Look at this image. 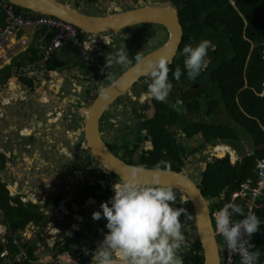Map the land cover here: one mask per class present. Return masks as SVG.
<instances>
[{
    "label": "flooded vegetation",
    "instance_id": "flooded-vegetation-1",
    "mask_svg": "<svg viewBox=\"0 0 264 264\" xmlns=\"http://www.w3.org/2000/svg\"><path fill=\"white\" fill-rule=\"evenodd\" d=\"M61 1L68 2L80 12L93 16L115 13L119 9H131L135 5L141 6L139 0ZM142 1L146 5H156L160 8L171 7L174 10L181 26L182 38L168 64L170 65L176 57H183L181 51L186 45V34L183 23L189 21L194 12L190 7V0ZM106 35L108 36V41L104 42V36ZM188 36L190 41H193V45L200 41L199 38H194L193 34H189ZM96 37V40L103 41V45L109 46L110 50L100 51L98 48L91 50L85 60L75 56L74 60H77L78 63L72 61L73 64L67 68L65 78L59 86V92L73 97V100L76 102L74 104L75 110L68 112V115L64 114L58 117L56 121L60 125L55 130L49 133H33L27 137L30 140H36L38 144L35 145L32 142H27L24 145L21 141V151H29L26 152L29 159L30 153L34 149L38 154L37 158H34L31 163L24 162L22 158L24 156L21 155V203L24 207L32 206L40 217L36 220L28 221L24 228L21 229V232H24L25 228L31 229L34 233L40 230L58 228L59 232L54 231L55 235L52 236L53 246L50 247L54 258L52 263L56 261L57 264L62 263L58 259V256H56L60 252L55 250V246L59 241L63 240L64 235L73 238V241L69 243V251L72 252V258L76 259L75 264H80V262L81 264H91L90 254L96 250L99 242L103 239V236L100 234L107 232V229L104 227L106 220L102 218L101 220L93 221L92 213L99 211L100 204L107 202L114 195L112 185L121 181L116 173L106 170L91 154L87 138L81 129L84 125V111L81 109L82 112H79L78 107H82V103H90L95 98L97 90L99 88L103 89L117 76H114L113 70L120 69V72H118L120 74L131 62H135V55L142 56L163 46L170 38V31L164 25L150 22L148 24H137L115 33L98 34ZM210 45L212 47L208 50V58L210 50L214 48L213 43H210ZM112 48L116 51H123L126 56L129 55L127 66L123 67L114 61H110L109 65L107 64V55L111 52ZM208 58L206 56L205 60L208 61ZM25 60L28 59L22 60L21 64ZM16 66H14V69ZM20 75L17 74L18 77ZM147 82H149L148 75L142 76L123 93L119 94L98 118L97 130L103 145L125 163L146 167V162L154 158L155 165L158 167L160 164L166 163L169 157L166 150H163L162 156L159 154L158 149L154 148L147 129L142 125L152 115V98L147 93ZM27 86L30 87L31 85L27 84ZM197 86L198 82H190L183 86L173 85L166 102L172 108V104H177L176 101L179 100L181 103L178 106L181 107L182 105L181 108H184L181 95L186 96L187 93L188 95H194L195 91L193 89ZM40 103L41 100L34 102V104L38 105ZM174 110L176 111L177 109ZM171 131L176 139L177 134L175 136L174 133L179 131V129H172ZM213 148L216 147L212 144H205V150L211 151L208 159L210 161L218 149L216 148L213 151ZM243 154L246 155L248 153ZM155 156H158L159 159L158 157L155 158ZM195 157L199 159V162L196 161L195 163H200L207 156L203 155L200 151L195 152ZM201 157L204 158L201 159ZM199 182L195 183L199 185ZM225 191L230 192L231 190ZM225 191L224 199L226 195ZM175 193L177 195V202L174 206L186 209L187 213L191 215V204L186 197L187 195L182 193V191H180V194L176 191ZM209 209L211 215H213L214 212L211 211V204H209ZM180 219L182 220V231L185 234L186 222L188 220L189 223L191 222V216L189 218L182 214ZM61 231L66 234L61 233ZM77 233L83 236L75 240ZM99 236L102 238H99ZM185 236L187 240L185 252L181 253L184 264H198L193 247V242L198 240L194 238L193 231L192 236ZM217 237L220 236L218 235ZM21 238L22 241L31 243L24 240L22 233ZM39 240L38 247H41L43 244L46 246L45 242L42 243ZM67 257L68 255H66Z\"/></svg>",
    "mask_w": 264,
    "mask_h": 264
},
{
    "label": "trees",
    "instance_id": "trees-1",
    "mask_svg": "<svg viewBox=\"0 0 264 264\" xmlns=\"http://www.w3.org/2000/svg\"><path fill=\"white\" fill-rule=\"evenodd\" d=\"M190 7L194 11L193 16L183 23L185 44L193 45L188 36L193 34L194 38L213 43L214 48L210 50L208 61L195 81L187 79L183 66L184 57H176L168 65V78L173 85L183 86L198 82V86L193 89L194 95H181L184 111H175L167 102L152 99V115L142 125L147 129L159 154L162 156L163 150H166L169 157L159 168L179 171L184 158L200 152L205 144H212L214 147L225 145L230 148L217 149L211 157L212 163L207 161L205 169L200 173L199 188L204 197L211 199L216 195L220 196L224 190L239 189L246 182L254 184L255 165L264 158V94L261 93V83L264 81V0H190ZM13 8L23 14L31 13L28 9L15 5ZM52 33H47L45 42L51 38ZM34 58L36 57L33 54L29 60H35ZM19 59L13 63L14 66L21 64V56ZM54 63L57 66L62 64L59 59H55ZM9 67L6 65L3 70V80L8 76ZM50 67L46 69L49 70ZM177 67L181 69L179 80L173 79L172 75ZM196 111H201L205 119H193L185 114H194ZM221 111L243 129L251 143L250 153L243 155L239 164L238 155L233 151V148L240 150L237 148L241 144L239 131L223 121H209L210 117ZM173 125L177 126L183 137L198 136L200 141L191 147L183 146L173 136L170 129ZM4 161V157L0 155V170ZM146 163L147 165H143L147 168L156 167L154 158ZM225 192L224 201L212 202V212L220 209L224 203L231 202L229 192ZM232 203L240 206L246 213L245 199L242 196H237ZM250 212H254L264 221V192L254 198ZM237 217L241 216L234 215L232 218ZM37 218L40 217L34 208L24 207L19 195H10L6 183L0 179V223L6 227L5 242L0 240V253L4 249L8 252L7 255L0 256V264L3 259H6L4 264H30L29 260L36 259L32 252L34 246L21 241L20 231L28 221ZM82 236L77 233L75 240ZM72 241L73 238L65 236L58 243L57 251L68 250ZM218 241L221 242L220 237ZM250 243L254 245L252 250L261 252L260 263L264 264V224L252 235ZM193 247L197 263L202 264V255L197 252L200 250L199 242L194 241ZM17 253L20 254L18 259H8ZM235 259L234 264H239L240 258Z\"/></svg>",
    "mask_w": 264,
    "mask_h": 264
},
{
    "label": "clouds",
    "instance_id": "clouds-1",
    "mask_svg": "<svg viewBox=\"0 0 264 264\" xmlns=\"http://www.w3.org/2000/svg\"><path fill=\"white\" fill-rule=\"evenodd\" d=\"M21 42L23 41L21 40L20 44ZM6 46L7 43L0 47ZM209 46L208 40H200L195 45L186 44L182 48L183 66L188 80L195 81L200 75ZM134 60L138 69L142 63L146 68L149 77V82H147L148 95L157 102H166L173 87L168 78V61L159 59L145 64L143 57L139 55H135ZM110 61L127 66L129 55L126 56L123 51L110 52L107 55L108 65ZM172 75L173 79L179 80L181 76L180 67H177ZM262 87L264 86L261 83ZM176 103L180 104L181 101L177 100ZM112 191L114 195L107 202L100 204L99 211L92 213L93 221L102 218L106 220L104 227L107 232L96 250L90 254L91 264H184L181 253L185 252L187 240L182 231L180 217L183 214L190 218L191 215L187 213L186 209L174 206L177 202V195L173 188L158 184L141 185L135 179H129L113 184ZM224 191L220 193L223 194L222 198H224ZM232 191L228 194L231 195ZM237 196H234L233 199L230 197L231 202L224 203V206L215 212V231L221 237L224 245L239 255V264H260L261 252L252 250L254 245L250 243V240L252 235L258 231L259 226L264 224V221L254 212H250L251 210L246 209L245 213L240 206L232 203ZM234 215L243 218L233 220ZM5 232L6 227L5 229L0 228L1 242H5ZM21 233L23 237V232ZM15 243L17 242L15 241ZM58 243L55 250L58 248ZM45 244L46 246L43 244L41 249L36 248V253L43 251L45 247L50 249L53 246V242L51 246L48 245V242ZM34 247L32 252L37 259L29 260L30 264H57L56 261L52 263L54 259L52 254L38 258ZM3 252L6 253L3 254ZM7 254V249H4L0 256ZM65 254L74 262L69 249L61 251L56 256L61 261ZM11 258L13 257H9V259Z\"/></svg>",
    "mask_w": 264,
    "mask_h": 264
},
{
    "label": "water",
    "instance_id": "water-1",
    "mask_svg": "<svg viewBox=\"0 0 264 264\" xmlns=\"http://www.w3.org/2000/svg\"><path fill=\"white\" fill-rule=\"evenodd\" d=\"M6 1L17 7L28 9L31 13L51 14L70 22L78 27L82 35L86 38L98 34L115 33L141 23L148 24L150 22H157L158 24L164 25L170 31V38L160 48L141 56L145 64L158 61L159 59H166L169 64L182 38L181 26L171 7L160 8L156 5H146L142 0H139L141 6L135 5L131 9H119L115 13L98 16L82 13L68 2H62L61 0ZM142 76H147V71L143 63L138 69L136 61L134 63L131 62L108 85L103 89L99 88L95 98L90 103L81 104V109H83L82 111H84L83 114L85 115L84 125L81 129L87 138L91 154L106 170L116 173L121 181L135 179L141 185L158 184L159 186L171 187L178 194H180V191L186 194L191 204L190 211L192 220L190 226L193 228L194 238L200 244L198 253L202 255V264H220L219 251L221 244L218 242V234L215 231V221L213 220L216 211L211 215L209 209V204L214 199L204 197L198 187L199 185L183 169L174 171L158 167L147 168L127 164L118 156L112 154L99 138L97 122L102 112L109 107V104L119 94L123 93ZM233 151L235 150L233 149ZM210 152L203 151V155L207 157L205 161H200L201 172L205 169L207 161L212 163V161L208 160ZM243 155L245 154L238 155V164ZM199 180H201V177ZM187 222L189 223V220Z\"/></svg>",
    "mask_w": 264,
    "mask_h": 264
},
{
    "label": "crops",
    "instance_id": "crops-1",
    "mask_svg": "<svg viewBox=\"0 0 264 264\" xmlns=\"http://www.w3.org/2000/svg\"><path fill=\"white\" fill-rule=\"evenodd\" d=\"M96 36L98 35L90 37L91 50L98 48L100 51H109L110 47L103 45V41H108V36H104L105 40L103 41L96 40ZM21 40L23 42L20 44ZM40 48L41 43L37 40L36 32L30 27L19 29V33L14 32L9 38L7 46L0 47V155L5 160L4 166L0 170V179L6 183L9 194L19 195L20 200L21 157H25H22L24 162L31 163L38 156L34 149V151H31L29 159L28 153H26L29 151H21V141L24 145L27 142L38 144L36 140H30L27 137L33 133H49L55 130L60 125L56 121L57 118L68 112H73L75 110L74 104H76L73 97L69 94L64 95L63 92H59V86L65 78L67 68L73 64L72 61H75L74 58L77 56H74V54L69 56L73 50L72 47L70 48L67 45L61 47L44 65L42 64L26 74L21 73L20 77L14 72L13 63L19 60L20 54L21 61L24 59L29 60L33 54L36 57L34 59L38 60L41 52ZM111 52L115 53L116 51L112 48ZM55 59L61 60L62 64L57 66L54 63ZM75 62L78 63L77 60ZM6 65L10 66V70L9 68L7 69L8 76L3 80L2 76L5 72L3 70ZM48 67H50L49 70L46 69ZM27 84L31 86L28 87ZM40 100L41 103L39 105L34 104V102H39ZM78 111H81V107H78ZM8 159L16 162L15 170ZM9 179L12 180L11 183L8 181ZM11 191H14V193ZM3 227L5 226L0 223V228ZM54 231H58V228L40 230L35 233L31 229L25 228L23 237L24 240L30 241L32 244L36 242V239H41L43 243L48 242V245L51 246L53 242L52 236L55 235ZM61 233L66 234L62 231ZM100 235L104 237L103 233ZM101 236L99 238H102ZM68 259H64V263L72 262ZM5 262L3 261V263Z\"/></svg>",
    "mask_w": 264,
    "mask_h": 264
},
{
    "label": "built area",
    "instance_id": "built-area-1",
    "mask_svg": "<svg viewBox=\"0 0 264 264\" xmlns=\"http://www.w3.org/2000/svg\"><path fill=\"white\" fill-rule=\"evenodd\" d=\"M0 13L2 14V24H0L1 46L6 45L9 38L19 27L32 28L36 32L38 42L41 43L39 59L25 60L22 64L17 65L14 69L16 74H26L38 66L44 65L56 50L66 45L72 47L78 58L82 60L87 58L90 49V38L84 37L80 29L70 22L64 21L51 14H23L16 11L13 5L6 0H0ZM50 31L53 32L52 36L45 42L46 35ZM262 56L264 57V50L262 51ZM262 85L264 86V81ZM261 93L264 94V87L261 88ZM255 172L254 184L251 185L249 182L244 183L235 195L242 196L245 199L244 206L247 210H251L254 198L262 195L264 192V158L257 161ZM242 218L243 217H237L233 220ZM3 229H5V227H3ZM4 253L6 252H3V254ZM219 254L220 264H234L235 258H240L237 253H234L224 245L222 239ZM19 257V253L13 256V258L16 259Z\"/></svg>",
    "mask_w": 264,
    "mask_h": 264
},
{
    "label": "rangeland",
    "instance_id": "rangeland-1",
    "mask_svg": "<svg viewBox=\"0 0 264 264\" xmlns=\"http://www.w3.org/2000/svg\"><path fill=\"white\" fill-rule=\"evenodd\" d=\"M21 28H24V27H19V28H17L16 30H15V33H19V29H21ZM90 41H91V39H90ZM89 47H90V43H89ZM212 46L210 45L209 46V49L211 48ZM91 50V47H90V49H89V51ZM116 51V50H115ZM76 52L75 51H71L70 52V54H69V56H72L73 54H74V56L76 55L75 54ZM207 58H208V53H207ZM205 62H207V60H205ZM206 63H204V65H205ZM124 67V66H123ZM120 70V69H119ZM119 70H113L112 71V73L114 74V76H116L117 74H118V72H120ZM140 105V104H139ZM172 108L173 109H177L176 111H184V108H181L182 107V105H181V107L180 106H178V104H175V103H173L172 104ZM140 107V106H139ZM181 108V109H180ZM186 115H188V116H190L191 118H193V119H205V116L201 113V111H196V112H194V114L191 112V113H185ZM210 120L209 121H215V120H220V121H223V122H225L226 124H228V125H230V126H232V127H235V129H237L238 131H239V133L241 134V140H242V142H241V144H238V146H237V148H239L240 150H241V153H239V150H236V153L238 154V155H240V154H242V153H246V152H250L251 151V144L249 143V141H248V139L246 138V136H247V134L243 131V129L241 128V127H239L238 125H236V124H234L233 123V121H231L228 117H227V115L223 112V111H221V112H218L217 113V115H215V116H212V117H210L209 118ZM170 129L172 130V129H178L177 128V126H171L170 127ZM176 134H177V136H176ZM246 136H245V135ZM174 135L176 136V139H177V141L179 142V143H181L183 146H186V147H188V146H193V145H195V144H197V142H199L200 141V138L198 137V136H193V137H191V138H185V137H183L182 136V134L180 135L179 134V131H176V133H174ZM248 137V136H247ZM227 147V146H226ZM216 148H218V147H216ZM216 148H213L212 150L214 151ZM219 149V148H218ZM222 149H223V146H222ZM227 149H230L229 147L227 148ZM205 150V147H202V148H200V151H201V153H203V151ZM204 157H201V159H203ZM9 160V159H8ZM206 159H204L203 161H205ZM196 161H198L199 162V159H197L196 157H195V153H192V154H190V155H187L185 158H184V166L182 167V169L184 170V172L186 173V174H188V175H190L191 176V178L195 181V182H199V178H200V173H201V168H200V166H201V164L200 163H195ZM9 163L11 164V166H12V168L15 170L16 169V166H15V163L16 162H14V160H9ZM10 183H11V181L12 180H8ZM7 181V182H8ZM20 187V186H19ZM13 188H14V186H13ZM10 189H11V187H10ZM15 189V188H14ZM12 193H14V191H11ZM238 192V190H236V191H232V194L230 195V197H231V199H233L234 198V196L236 195V193ZM222 196H223V194H221L220 196L219 195H216L215 196V201L216 200H219L220 199V201L222 200L223 201V199L224 198H222ZM222 198V199H221ZM212 204V203H211ZM224 206V205H223ZM222 206V207H223ZM192 218V217H191ZM192 220V219H191ZM184 231H185V235H187V236H192V231H193V228L190 226V223H188L187 222V226H185V229H184ZM85 236V235H84ZM38 240L39 239H36L35 241H36V244H34V251H35V253H36V251H37V249L39 248V249H41V247H38ZM39 241H41L42 243H43V241L40 239ZM37 248V249H36ZM51 252H52V250L51 249H48V248H44V250L43 251H41V252H39V253H36L37 254V257L39 258V257H42V256H45V255H51ZM69 253H72L71 251H69ZM64 257L66 258V255H64ZM67 258H69V256L67 257ZM9 259V258H8ZM37 259V258H36ZM74 262H76L75 261V259H74ZM61 263L63 264L64 263V260H61ZM80 264H81V262H80Z\"/></svg>",
    "mask_w": 264,
    "mask_h": 264
},
{
    "label": "bare ground",
    "instance_id": "bare-ground-1",
    "mask_svg": "<svg viewBox=\"0 0 264 264\" xmlns=\"http://www.w3.org/2000/svg\"><path fill=\"white\" fill-rule=\"evenodd\" d=\"M92 16H93V15H92ZM160 47H161V46H160ZM160 47H159V48H160ZM222 146H223V149L229 150V149H227L228 147H226L225 145H219L218 148H219V149H222ZM224 146H225V147H224ZM65 255H67V254H65ZM64 259H65V257L63 256V260H64ZM68 260L72 261L71 259H68ZM71 263L75 264L73 261H72Z\"/></svg>",
    "mask_w": 264,
    "mask_h": 264
}]
</instances>
